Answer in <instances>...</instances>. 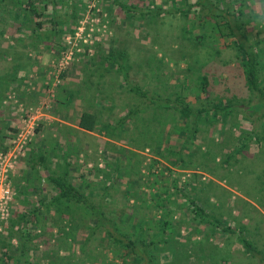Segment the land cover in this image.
<instances>
[{
    "label": "rangeland",
    "instance_id": "1",
    "mask_svg": "<svg viewBox=\"0 0 264 264\" xmlns=\"http://www.w3.org/2000/svg\"><path fill=\"white\" fill-rule=\"evenodd\" d=\"M121 1L134 3L141 10L149 4L162 10L148 19L139 11H135L133 17H125L123 9L118 4H109V0H77L78 17L73 31L66 32L59 40L69 47L65 37H75L71 39L74 42L70 46L73 48L72 58L64 67L60 82L54 87V95L45 114L32 123V132L22 148L15 149L10 156L5 152L12 146L11 140L21 124L20 105L16 102L20 100L27 106L45 97L43 82L52 78L56 58L52 56L55 45H51L50 48L42 47V51L37 53L26 50L25 53L34 58L21 57L17 63L7 55L12 46L13 51L21 50L20 42L14 43L11 37L13 27L9 22L12 16L6 14V21H0V27L6 30L0 36V192L2 187L7 189L0 201V232L6 233L8 217L12 212H18L27 203L45 200L51 193L41 165L36 164L32 171H28L26 161L29 156L44 155L45 163L50 165V159L59 160L69 144L72 161H77L80 166L77 170H70L72 181L89 180L88 187L94 191L92 200L99 201L103 188L96 178L101 177L94 170L88 172L87 168L93 164L102 166L104 156L117 153H104V149L109 148V142L123 145L127 135L131 138H126V142L137 155L132 156L128 164L123 162L127 166V175L117 173L116 181L107 188L112 197V200L107 198L110 201L107 205L122 206L121 189L127 180L125 176L130 177L132 187L127 194L132 196L128 198L129 204L121 208V219H133L154 212V204L160 201L157 193L168 189L165 198L173 210L172 225L167 228L169 234L162 249H151L155 255L153 264H219L221 260H226L228 264H264V109L249 102V98L253 97L244 87L242 68L233 49L218 39L209 46L218 49L217 53L189 42L183 35L187 30L196 33L199 28L195 23L188 29L183 15L173 9L178 6L173 0ZM247 1L255 15L252 26H247L248 30L252 35L257 34L258 45L263 48L259 62L260 80L264 85V0ZM62 6L57 10L60 12L57 18L61 20L67 15ZM27 33V29H23V35L27 36ZM117 46L124 47L127 52V80L121 79V74L112 69L104 71L103 61L97 55ZM198 74L208 76V98L219 95L226 101H240L246 106L233 107L226 113L220 111L214 117L209 115L208 119L202 117L198 120L199 129L190 146V151L193 149L195 153L188 156L195 164L190 165L193 168L178 169L171 166L167 159L156 160L158 157L149 146L136 148L134 145L141 143L139 139H145L146 132L154 139L163 138V148L170 142L177 143L178 133L173 123L177 122L176 119L172 121L169 118L160 128L156 120L147 122L143 119L142 129L133 131L138 119L132 115L133 121L126 120L120 136L115 139L110 132L117 128L111 130L108 127L105 130L100 127L102 122L115 120L129 106L140 102L126 90L125 81L172 97L173 90H178L185 80L187 87L183 91H188V99L193 105H199L206 99L194 97ZM84 108L94 110L98 118L92 131L82 130L75 124L77 115ZM149 108L145 111L142 107L143 115H147ZM161 129L162 132L168 130V136H156L155 132L160 133ZM171 151L174 153V149ZM173 153L167 154V158H174L176 155ZM148 164H151L149 168ZM173 180H176V188L172 185ZM139 190L147 192L143 195L153 196L150 197L152 200H147L148 206L141 200ZM189 199L195 200L204 211L222 222L230 223L235 232L220 233L209 223L197 220ZM53 222L49 215L41 236H31L28 243L34 247L27 249L26 256L20 257V261L24 260L22 264H48L52 250L57 255L72 254L73 260L78 259L73 264H124L114 255V250L110 252L106 249L99 230L81 243L85 232L80 224H74L79 223L77 217L59 231L54 228ZM238 233L252 241L261 259L244 250L237 238ZM12 242H16L15 237H12ZM67 242H70L68 246ZM17 250L13 248L14 253ZM126 264L133 263L129 259Z\"/></svg>",
    "mask_w": 264,
    "mask_h": 264
},
{
    "label": "trees",
    "instance_id": "2",
    "mask_svg": "<svg viewBox=\"0 0 264 264\" xmlns=\"http://www.w3.org/2000/svg\"><path fill=\"white\" fill-rule=\"evenodd\" d=\"M77 0H0V21H6L5 15L12 16V20L9 25L13 27L11 30V37L15 42H20V51H13V46L7 51V55H10L17 63L19 58L29 57L34 58L32 55H27L25 52L31 51L37 53L42 51V47L50 48L51 45H55L53 48V55L57 62L58 58L68 48L63 42H60L61 36L66 32H72L75 21L78 17L76 14ZM178 3V6H174L173 9L178 10L187 21L188 29L193 24L199 28L198 32L193 33L189 30L183 35L194 46H199L207 50H214L216 53L218 49H214L211 46L212 41L222 40L225 45L230 46L233 49L235 58L240 62L243 75L244 87L249 94L253 97L249 98V102L256 103L258 108L264 109V85L260 80V56L263 48L258 45L257 34H250L248 25L255 20V15L248 7L247 0H173ZM151 3V2H149ZM61 4L64 7V12L67 13L66 18L63 20L57 18L60 12L57 11ZM109 4H118L123 9L125 17H133L135 11H139L141 15H146V18H153L162 8L154 7L153 4L145 6L143 10L139 9L136 4L131 2H122L121 0H109ZM68 10V11H67ZM63 12V14H65ZM190 13L192 16H190ZM80 16V15H79ZM252 26V25H251ZM27 29V36L23 35V29ZM6 30L0 27V36L5 34ZM42 40H46L49 43H41ZM51 52V50H50ZM1 53V52H0ZM5 54V52H2ZM99 59H102L101 63L104 71H113L121 74V79L127 80L126 68L127 52L124 47H114L108 50L105 54L100 53ZM4 56V55H3ZM72 58V56H71ZM70 58V59H71ZM52 69L54 68V65ZM66 67V66H65ZM100 73V72H99ZM64 70L59 73V82L63 77ZM15 77V76H14ZM11 79V78H10ZM58 82V83H59ZM57 83V85H58ZM126 90L131 92L140 102H136L134 105L129 106L125 112L118 116L115 120H108L102 122L100 127L107 129L108 127L117 128V130L111 131L112 138L120 136L122 127L126 124V120L131 119L132 115H136L138 124L134 123L136 129H142L141 125L143 119L147 122L156 120L159 127L165 124L169 118L173 121L176 119V130L178 137H176L177 143L170 142L167 147H162V139H154L153 136L148 135L147 132L145 139H139L141 143L134 144L136 148L139 146L147 147L156 155V160L159 158L167 159L171 166L178 169L186 170L193 167L188 156L194 154V150L191 149L192 140L194 135L199 129L198 120L208 116L214 117L219 114L220 111L224 113L230 111L233 107H242L245 104L242 102L226 101L222 96H212L208 98L210 92V85L207 74H198L197 85L194 88V97H202L206 99L199 103V105H193L188 99V91H183L187 87L185 80L180 83L178 90H173V96L169 94L163 95L159 91L153 92L137 83H131L125 81ZM43 82V86H44ZM165 86V85H163ZM174 86H178L174 85ZM177 89V88H176ZM159 90V89H158ZM209 90V91H208ZM23 104L22 101L17 100L16 103ZM246 106V105H245ZM150 107L147 111V115H143V109ZM211 110L209 114L207 112ZM98 118L94 110L81 109L75 119V124L82 130L92 131ZM141 123V124H140ZM146 124V122L144 123ZM149 124V123H147ZM149 126V125H148ZM155 128V129H158ZM154 129V128H153ZM154 129V130H155ZM147 131V129H146ZM109 134V133H108ZM156 136H168V130L162 129L159 132H155ZM154 135V134H153ZM110 136V137H111ZM147 136V137H146ZM151 136V137H150ZM124 144H117L115 142H109V148L104 149V153L117 152L115 155L108 154L104 156L102 166H89L87 171L94 170L95 174L100 175L101 178L97 182L103 188L101 199L99 201L92 200L94 191L89 188V180L84 178L83 181L75 183L71 179L70 170L79 169L77 161H72V152H69L68 146L65 147V151L60 155V159L57 161L50 159V165L45 163V156L38 154L37 156H29L26 161L28 171H32L37 165H41L45 169V181L48 183L51 193L45 200H38L37 203L29 204L21 207L18 212L11 213L8 217L7 228L5 234L0 232V264H22L20 257L26 256L27 249H32L34 246H30L28 243L31 236H41L45 222L50 215L54 228L59 231L65 224L68 225L76 217L79 223L76 225L84 229V236L81 243L86 239H89L91 234L95 230L101 232L100 239L107 250L112 252L120 259L121 263L131 260L133 264H153L155 263V255L151 249H162V246L167 242V235L171 227V212L172 207L169 201L167 202L166 194L168 189H164L163 192H158L160 201L156 202L155 211L148 212L147 215L133 219H121L123 205L129 204L128 198L132 195L127 194L131 181L129 176H125L126 183L122 191V206L109 207L107 202L108 187L116 181V174H126L129 159L132 156L137 155L135 150H131V145L126 142L127 135L124 136ZM111 139V138H110ZM174 146V148H172ZM3 148V147H2ZM164 149V150H162ZM174 149V153L171 151ZM5 150V148H3ZM122 153V157L120 153ZM175 154L174 158H167V154ZM190 153V154H189ZM109 159V160H108ZM154 159V161H156ZM125 162L126 164H124ZM136 163V160H135ZM151 164H148V168ZM132 164H130V167ZM136 166V165H135ZM169 168V167H168ZM150 173H152L150 171ZM136 174V173H135ZM134 178V177H133ZM106 182H103V181ZM176 180H173L172 185L176 188ZM97 183V184H98ZM137 192V191H136ZM138 193L146 194L139 190ZM151 193V192H150ZM164 193V194H163ZM141 200L144 201L145 206H148L147 200H152L150 197L143 195ZM164 198V200H162ZM112 200V197H110ZM133 203V202H132ZM189 205L193 212V216L197 220H203L213 226L216 231L220 233H234V227L228 222H222L213 215L203 210V207L199 205L195 200L189 199ZM156 211H159L157 214ZM77 214V215H76ZM12 237L16 238V242H12ZM238 240L242 243L244 250L251 255L259 256V251L255 245L248 238L238 233ZM37 241H41L38 239ZM37 243V242H36ZM70 242H67V246ZM157 243H160L157 246ZM158 247V248H157ZM160 247V248H159ZM17 250L16 253L13 252ZM72 254H55V250H52L49 255L50 260L48 264L60 263L73 264L77 263L78 259H72ZM90 255V254H89ZM87 255V256H89ZM25 259V258H23ZM128 260V261H127ZM90 261V260H88ZM28 262V261H27ZM57 263V264H58ZM104 264V263H99ZM219 264H228L226 260H221Z\"/></svg>",
    "mask_w": 264,
    "mask_h": 264
},
{
    "label": "built area",
    "instance_id": "3",
    "mask_svg": "<svg viewBox=\"0 0 264 264\" xmlns=\"http://www.w3.org/2000/svg\"><path fill=\"white\" fill-rule=\"evenodd\" d=\"M75 38L72 36H66V42L69 43V47L66 49V51L58 58L57 62L54 65L53 71H52V78L48 81H44V92H45V97L40 98L35 104H30V105H22L19 103V109H20V121L21 124L19 127L16 128L15 131V136L12 138V146H10L9 149L6 150L5 154L8 156L13 154V151L15 149H21L23 144L25 143L27 136L29 133L32 132L33 125L32 123L39 119L38 117L43 116L45 114V110L48 108V102L49 100L53 97L54 95V87L57 85L59 82V73L61 70L64 69V67L68 64L72 53H73V48L70 46H73L74 42L73 39ZM49 83V84H48ZM44 96V95H43ZM3 178V177H2ZM2 181V179H0ZM4 185L5 182L3 183ZM0 192V201L3 199L5 193L7 192L6 187L1 188Z\"/></svg>",
    "mask_w": 264,
    "mask_h": 264
}]
</instances>
